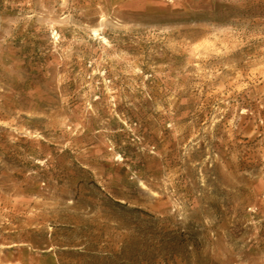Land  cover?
<instances>
[{"label":"rangeland","instance_id":"374dc122","mask_svg":"<svg viewBox=\"0 0 264 264\" xmlns=\"http://www.w3.org/2000/svg\"><path fill=\"white\" fill-rule=\"evenodd\" d=\"M0 264H264V0H0Z\"/></svg>","mask_w":264,"mask_h":264}]
</instances>
